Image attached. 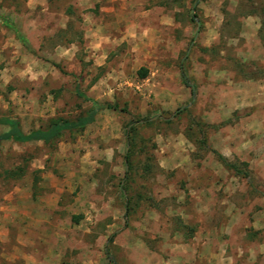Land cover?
I'll list each match as a JSON object with an SVG mask.
<instances>
[{
	"label": "rangeland",
	"instance_id": "rangeland-1",
	"mask_svg": "<svg viewBox=\"0 0 264 264\" xmlns=\"http://www.w3.org/2000/svg\"><path fill=\"white\" fill-rule=\"evenodd\" d=\"M91 108L0 143V264H264V0H0V119Z\"/></svg>",
	"mask_w": 264,
	"mask_h": 264
},
{
	"label": "trees",
	"instance_id": "trees-1",
	"mask_svg": "<svg viewBox=\"0 0 264 264\" xmlns=\"http://www.w3.org/2000/svg\"><path fill=\"white\" fill-rule=\"evenodd\" d=\"M191 19L194 20V16H191ZM22 40V39H21ZM24 42V41H23ZM147 75V71L141 69L139 71V77L141 79L145 78ZM181 82L184 86L189 87L191 90V95L194 97L195 95V88L193 86L189 85V82L187 81L185 74L181 72ZM106 109L113 110L114 107H111L110 105H105ZM99 108H91L88 112V115L85 119L77 121L76 123H66V122H55L49 126V128L46 131L42 130H33L28 132L27 134L23 133L19 128V123L15 119L11 118H2L0 119V126L7 127V132L0 135V143L3 141L11 142L15 144H25L30 143L33 141H42L44 144L49 143L50 141L54 140L62 131L64 130H81L83 129L87 124H89L92 121L93 114L98 110ZM220 162L223 164V166L227 170L233 171L237 175L246 176L243 171H241L238 167H235L234 165H231L226 162V160L220 156L217 155Z\"/></svg>",
	"mask_w": 264,
	"mask_h": 264
},
{
	"label": "crops",
	"instance_id": "crops-1",
	"mask_svg": "<svg viewBox=\"0 0 264 264\" xmlns=\"http://www.w3.org/2000/svg\"><path fill=\"white\" fill-rule=\"evenodd\" d=\"M68 45H70V47H72V48H74V44H72V43H68ZM72 48H64V51H66V52H70V50L72 49Z\"/></svg>",
	"mask_w": 264,
	"mask_h": 264
}]
</instances>
